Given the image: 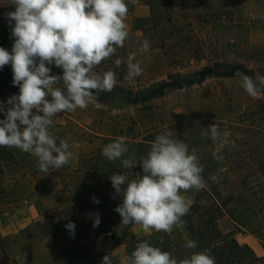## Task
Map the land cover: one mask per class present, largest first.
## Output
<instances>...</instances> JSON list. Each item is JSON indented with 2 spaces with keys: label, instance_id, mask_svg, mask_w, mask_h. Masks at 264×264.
I'll use <instances>...</instances> for the list:
<instances>
[{
  "label": "rangeland",
  "instance_id": "obj_1",
  "mask_svg": "<svg viewBox=\"0 0 264 264\" xmlns=\"http://www.w3.org/2000/svg\"><path fill=\"white\" fill-rule=\"evenodd\" d=\"M126 2L129 9L130 0ZM155 8L151 31L133 32V19L124 47L111 57L122 59L137 52L143 40L149 41V51L136 56L142 74L128 81L136 88L171 81L168 74H192L215 61L241 63L254 76H264V0H157ZM9 11H15L11 0H0V25L9 24ZM4 67L12 70L10 65ZM241 74L169 87L137 105L129 103L125 92H107L106 102L98 101L99 108L89 105L58 114L54 120L59 129L57 143L67 140L74 159L35 177L24 188L0 178V264H102L103 257L115 250L113 264H121L128 255L125 243L130 233L140 238L155 231L121 226L122 217L114 209L122 204V197L94 173L131 170L124 169L121 160L109 161L102 149L119 136L127 138V146L151 144L156 135L168 130L190 151L196 149L205 180L212 181L215 175L223 198L235 204L244 227L227 216L219 223L221 230L233 232L239 243L264 256V176H254L264 166V92L249 96L240 86ZM212 123L228 135L215 140L201 137L202 127ZM128 149L122 159L140 160L150 145ZM217 149L220 160L213 157ZM132 171L142 174L139 165ZM85 184L92 185L85 188ZM183 195L191 198L189 192ZM94 198L100 203H94ZM97 213L100 224L93 227ZM69 222L75 224L74 238L65 227ZM170 234L187 239L184 227Z\"/></svg>",
  "mask_w": 264,
  "mask_h": 264
},
{
  "label": "clouds",
  "instance_id": "obj_2",
  "mask_svg": "<svg viewBox=\"0 0 264 264\" xmlns=\"http://www.w3.org/2000/svg\"><path fill=\"white\" fill-rule=\"evenodd\" d=\"M134 4L135 0H131ZM15 11L6 13L9 25L14 21L11 36L14 43L11 53L0 47V69L11 64L13 85L19 87V94L7 100V107L0 104V147L18 148L37 159V168L49 172L50 168L60 169L74 155L69 151L67 140L59 144L50 128L54 117L60 113H73L89 105L99 108L100 93L111 92L117 84L113 70L97 72L96 68L110 59L118 49L124 47L129 38L126 18V0H11ZM149 51L147 39L140 43L137 52ZM137 52L127 57L129 82L142 74ZM120 67V58L115 60ZM55 65L62 75L50 74ZM240 86L256 97L264 91V76L255 78L241 74ZM50 98V99H49ZM201 137L213 140L228 133H221L218 125L203 128ZM124 136L117 137L102 149V155L109 161L121 160L123 174L115 173L109 178L115 194L122 197V204L114 211L122 217L121 226L138 225L144 233H171L183 229L182 217L188 214L195 202L183 193L204 189L206 181L202 175L196 149L173 137L168 130L156 135L150 150L140 160L123 158L129 149ZM217 151L213 157L222 159ZM139 165L141 173L132 171ZM130 174L134 178H129ZM212 181L217 177L212 175ZM123 186V187H122ZM93 202L99 204L98 199ZM93 215V214H89ZM100 224L95 214L93 227ZM74 238L75 224L65 226ZM188 249H195L197 243L188 240ZM105 255L102 264H113V256ZM121 264H216L207 249L193 252L177 260L168 251L151 246L147 240L139 242L131 255H125Z\"/></svg>",
  "mask_w": 264,
  "mask_h": 264
},
{
  "label": "trees",
  "instance_id": "obj_3",
  "mask_svg": "<svg viewBox=\"0 0 264 264\" xmlns=\"http://www.w3.org/2000/svg\"><path fill=\"white\" fill-rule=\"evenodd\" d=\"M136 1L148 5L151 9V14L150 17L147 18H135L136 24L133 28V32H150L152 28L151 25H153L154 22L153 20L156 19L154 17H156L155 3L157 0H135V2ZM134 4L130 0L131 7L128 9V12L132 11ZM12 27H14V24L9 25L3 23L0 25V47H3L5 50L12 49L14 43L15 38L11 36ZM127 57L128 56H125L121 59L125 61V63H122L120 67H116L114 63L115 60L112 58L105 60L96 68V71L103 72L113 70L117 75V81L123 82L124 86L116 85L109 93L112 95L116 91L125 92L129 97V103L132 105L146 103L148 100L163 94L165 89L169 87L184 88L202 83L208 78L233 77L239 72L255 78L252 71L241 63L215 61L202 66L192 74H182L180 72L168 74L171 81L161 80L147 87L136 88L124 78L125 75L127 76ZM8 65L11 66V64ZM46 66L52 69L50 74L62 75V70L57 68L54 64ZM12 81V70H8L5 67L0 69V104L4 105L5 108L7 107V100L11 96L19 94V87L13 85ZM106 97L107 92L100 93L98 101L106 102ZM4 118V112H0V119ZM55 118L56 117H54V120ZM54 127L57 128V130H53V134L57 136L59 134L58 124L55 123ZM144 145L151 144H148L146 141L128 144L129 148L130 146L138 147ZM262 161V159H259L260 163H262ZM36 165L37 159L30 153H25L18 148L0 147V178L9 180L13 186L19 185V187L24 188L30 184L35 177L46 174L38 170ZM51 169L52 168L49 169V172ZM115 169L99 174L95 172L94 177H104V186L111 185L112 183L109 178L111 175L115 173H124L121 169ZM254 176H264V166H262L260 170H257ZM95 178L93 179L95 180ZM205 181L207 186L204 189L199 192H189L191 198L195 202L191 205L188 214L182 217V220L185 222L184 229L187 232V239H175L170 233L165 232H154L150 237L140 238L130 233L125 243L128 248V255H131L139 242L147 240L151 246L159 247L162 251L170 252L178 261L190 256L193 252H202L207 249L210 255L215 258L216 264H264V256L256 255L249 245L239 243L234 237L233 232L224 233L221 230L219 223L227 216L235 222V225L243 227L244 225L238 220L235 204L232 200L223 198L219 185L215 181ZM91 185L92 184H85V188H90ZM101 193L100 191L99 195H102ZM89 196L91 195L89 194ZM188 240L195 241L197 247L195 249L186 248L185 244Z\"/></svg>",
  "mask_w": 264,
  "mask_h": 264
},
{
  "label": "crops",
  "instance_id": "obj_4",
  "mask_svg": "<svg viewBox=\"0 0 264 264\" xmlns=\"http://www.w3.org/2000/svg\"><path fill=\"white\" fill-rule=\"evenodd\" d=\"M151 13V9L148 5L143 2L136 1L132 11L128 12L126 18V24L128 26V31L131 30L133 19L135 18H147Z\"/></svg>",
  "mask_w": 264,
  "mask_h": 264
}]
</instances>
